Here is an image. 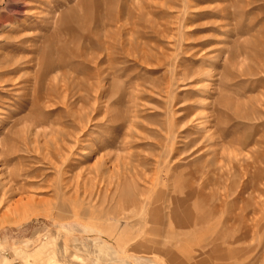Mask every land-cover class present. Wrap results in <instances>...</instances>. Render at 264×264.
Masks as SVG:
<instances>
[{"label":"rangeland","instance_id":"374dc122","mask_svg":"<svg viewBox=\"0 0 264 264\" xmlns=\"http://www.w3.org/2000/svg\"><path fill=\"white\" fill-rule=\"evenodd\" d=\"M0 264H264V0H0Z\"/></svg>","mask_w":264,"mask_h":264},{"label":"bare ground","instance_id":"6f19581e","mask_svg":"<svg viewBox=\"0 0 264 264\" xmlns=\"http://www.w3.org/2000/svg\"><path fill=\"white\" fill-rule=\"evenodd\" d=\"M38 4H40V5H42V4L45 5L44 2H41V1H38ZM23 6H24V5H23ZM32 10H33V9H32ZM48 11H49V10H48ZM48 11H47V12H48ZM47 12H46V13H47ZM49 13H51V12H49ZM45 15H46V14H45ZM49 15H50V14H49ZM31 16H32V15H31ZM43 19H44V18H43Z\"/></svg>","mask_w":264,"mask_h":264}]
</instances>
